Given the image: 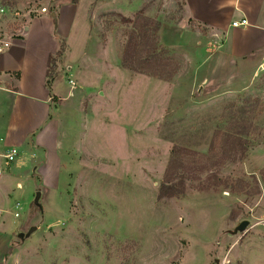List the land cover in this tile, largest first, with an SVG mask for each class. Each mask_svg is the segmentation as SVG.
I'll list each match as a JSON object with an SVG mask.
<instances>
[{
	"label": "rangeland",
	"instance_id": "rangeland-1",
	"mask_svg": "<svg viewBox=\"0 0 264 264\" xmlns=\"http://www.w3.org/2000/svg\"><path fill=\"white\" fill-rule=\"evenodd\" d=\"M133 1L88 13L90 0H82L64 42L55 89L71 93L73 114L60 119L58 185L41 186L27 173L30 152L15 169L0 155V264H264V100L237 93L225 74L199 72L196 52L173 38L184 29L168 26L183 17L182 0H151L139 10ZM43 5L0 0V37ZM140 14L159 23L163 56L177 65L169 80L122 64L134 29L122 17ZM233 127L246 129L247 152L220 161L214 133ZM174 147L182 148L185 190L158 199Z\"/></svg>",
	"mask_w": 264,
	"mask_h": 264
},
{
	"label": "crops",
	"instance_id": "crops-1",
	"mask_svg": "<svg viewBox=\"0 0 264 264\" xmlns=\"http://www.w3.org/2000/svg\"><path fill=\"white\" fill-rule=\"evenodd\" d=\"M41 1L50 10H35L26 24L6 37L11 45L0 54V155L16 147L19 155L13 160L15 169L20 167L18 160L25 150L30 152L33 161L26 163L31 165L27 173H34L41 186H57L61 176L60 119L63 112L66 120L73 113L65 103L71 93L58 94L55 79L49 89L46 74L49 56L71 34L82 0ZM109 1L126 7L121 3L123 0H90L88 13L95 7L100 12L99 6ZM150 1L134 0L130 6L136 3L135 10H139ZM182 1L183 17L168 26L184 29L173 38L181 47L187 44L189 50L196 52L193 60L199 62V72L205 77L213 72L225 74L230 81L227 85L232 84L237 93L264 100V0ZM243 19L247 22L241 23ZM234 22L238 24L235 26ZM200 26L209 31L202 33ZM192 27L196 31H191ZM214 34L222 41L219 61L211 54L216 41ZM200 39L204 41L202 48L191 47ZM17 186L21 187L19 181Z\"/></svg>",
	"mask_w": 264,
	"mask_h": 264
},
{
	"label": "trees",
	"instance_id": "trees-1",
	"mask_svg": "<svg viewBox=\"0 0 264 264\" xmlns=\"http://www.w3.org/2000/svg\"><path fill=\"white\" fill-rule=\"evenodd\" d=\"M122 19L132 23L134 27L123 50V66L161 79H171L177 71V65L168 57L163 56L166 50L158 44L157 38L159 23L142 14L133 19L128 17H122ZM63 45L64 42H61L59 50L49 56L46 74V85L49 89L57 75V63L63 55ZM245 133L244 127H233L232 131L217 130L214 133L210 146L214 147L218 141L220 142L221 153L218 157L220 161L236 159L238 155L246 154L247 141L242 136ZM180 150L182 151L181 147L172 149V156L165 172V182L159 189L158 199L175 197L185 190V175L181 172L184 163Z\"/></svg>",
	"mask_w": 264,
	"mask_h": 264
},
{
	"label": "built area",
	"instance_id": "built-area-1",
	"mask_svg": "<svg viewBox=\"0 0 264 264\" xmlns=\"http://www.w3.org/2000/svg\"><path fill=\"white\" fill-rule=\"evenodd\" d=\"M3 9H1L0 11H2ZM41 12H47L48 8L45 6H42L40 9ZM246 19H243L241 23H246ZM237 22H234L233 25H237ZM11 45V41L6 38V37H0V54L3 53L4 51H6L7 49H9ZM69 82L71 84V87L74 88L75 87V82L72 79H69ZM18 154V150L16 147H12L6 154L1 155L2 157H4L6 160L8 161H13L16 157V155ZM264 224V223H263Z\"/></svg>",
	"mask_w": 264,
	"mask_h": 264
},
{
	"label": "water",
	"instance_id": "water-1",
	"mask_svg": "<svg viewBox=\"0 0 264 264\" xmlns=\"http://www.w3.org/2000/svg\"><path fill=\"white\" fill-rule=\"evenodd\" d=\"M55 14H53V16H54ZM40 197H41V192H37L36 193V195H35V198H34V203L36 204V205H40V203H39V200H40ZM248 225V221L247 220H243L239 225H238V227H237V229L235 230L236 232L238 231V230H241V231H243L244 229H245V227ZM36 229V227H31L30 228V232L31 231H33V230H35ZM234 231V232H235Z\"/></svg>",
	"mask_w": 264,
	"mask_h": 264
}]
</instances>
